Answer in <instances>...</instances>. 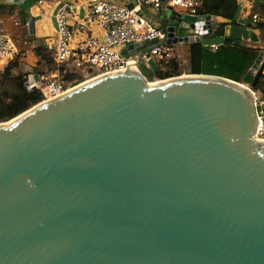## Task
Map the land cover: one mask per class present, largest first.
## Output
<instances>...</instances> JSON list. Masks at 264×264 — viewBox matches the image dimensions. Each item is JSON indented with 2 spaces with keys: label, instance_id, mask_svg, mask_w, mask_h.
<instances>
[{
  "label": "water",
  "instance_id": "obj_1",
  "mask_svg": "<svg viewBox=\"0 0 264 264\" xmlns=\"http://www.w3.org/2000/svg\"><path fill=\"white\" fill-rule=\"evenodd\" d=\"M161 1L167 44L259 41L245 18L223 24ZM154 43L122 48L148 57L137 67L0 122V264H264V141L239 86L258 85L264 52L241 82L150 81Z\"/></svg>",
  "mask_w": 264,
  "mask_h": 264
},
{
  "label": "built area",
  "instance_id": "obj_2",
  "mask_svg": "<svg viewBox=\"0 0 264 264\" xmlns=\"http://www.w3.org/2000/svg\"><path fill=\"white\" fill-rule=\"evenodd\" d=\"M86 2L88 12L81 19L72 18L75 15V9L66 1H61L56 7L53 17L57 41L52 58L56 75L51 76L49 69L44 68L45 76L35 83V88L41 92L42 101L57 97L72 87L71 81H63L62 74H59L61 67H64L62 72L68 69L73 70L87 80L125 70L130 65L137 67L141 59L144 61L148 59L145 54L137 59L133 55L122 56L120 51L129 44L156 40L149 50V58L154 60L169 57L173 52V46L180 44H167L165 42L167 31L160 26L152 25L139 12L144 6L159 9L162 5L161 0H133L132 8L107 0H87ZM165 3L178 11L200 15L197 10L202 0H166ZM240 13H242L239 14L241 18L247 16L244 12ZM253 18L255 19L256 15ZM89 25H96L100 29V41L93 38L72 46L73 28L85 30ZM17 51L16 40L8 34L0 33V71L15 57ZM262 74H264V66ZM260 81L256 87L248 84L244 86L252 97L255 111L259 116L255 128V139L264 141V85H260Z\"/></svg>",
  "mask_w": 264,
  "mask_h": 264
},
{
  "label": "trees",
  "instance_id": "obj_3",
  "mask_svg": "<svg viewBox=\"0 0 264 264\" xmlns=\"http://www.w3.org/2000/svg\"><path fill=\"white\" fill-rule=\"evenodd\" d=\"M251 1L250 12L245 16L246 26L253 31H258L259 35L264 34V0ZM197 11L199 14H209L216 17L223 24L234 23L239 17L241 4L238 0H202ZM19 14L22 23H24L27 20L24 7L20 8ZM254 15H256L255 19L253 18ZM183 44L186 45L184 62L176 57L175 47L177 45L173 46V52L169 57L155 60V69L149 79L150 81L183 73H201L241 82L260 52L258 47L238 38L219 44L215 48L203 45L201 42ZM38 53L39 49L35 56L38 57ZM37 59L32 68L38 72V75H41L44 73V66L49 67L52 63V58L45 60V55L42 53L41 57ZM23 62L24 60L15 57L0 71V122L12 119L42 101L39 89L30 90L27 88L26 81L29 76L27 71L12 74V69L18 68L21 66L19 63L23 64ZM63 70L64 67H61L59 74H62L63 81H71V86L84 80L78 72L69 71V69L62 72ZM261 84L264 85V74L261 76Z\"/></svg>",
  "mask_w": 264,
  "mask_h": 264
},
{
  "label": "crops",
  "instance_id": "obj_4",
  "mask_svg": "<svg viewBox=\"0 0 264 264\" xmlns=\"http://www.w3.org/2000/svg\"><path fill=\"white\" fill-rule=\"evenodd\" d=\"M61 1H66L73 6L75 9V15L73 17L71 16L73 19H81L82 16L88 12V4L86 2L87 0H0V33L8 34L16 40L18 51L15 57H17L19 60H24L23 64L19 63V65H21L22 70L27 71L29 75L38 74V72H36L32 66L36 60H38L37 58L41 57L42 53L45 55V60L53 58L57 41V32L53 14L57 5ZM107 1L120 5L128 4L127 0ZM238 1L241 4L240 12H244L246 15H248L251 9L252 1ZM21 7H24L27 14V20L24 23H22V19L19 14ZM139 12L152 25H161L159 20V9H155L151 6H144ZM241 14L242 13H240V15ZM30 18H34L33 30L31 34L29 33L28 29V22ZM254 32H256V34L259 36L258 43L261 45L256 47L262 49L261 47L263 46L264 48V34L259 35V32L255 30ZM93 38H96L97 41H100L101 38L100 29L96 25H89L85 30L73 28V40L71 45L75 46L80 42L84 43L88 40H92ZM38 49L39 53L37 57L35 56V53L38 52ZM15 57H13V59ZM44 68L49 69V74L51 76L56 75L53 62L49 67L45 65ZM39 76L42 78L45 76V74H41Z\"/></svg>",
  "mask_w": 264,
  "mask_h": 264
},
{
  "label": "rangeland",
  "instance_id": "obj_5",
  "mask_svg": "<svg viewBox=\"0 0 264 264\" xmlns=\"http://www.w3.org/2000/svg\"><path fill=\"white\" fill-rule=\"evenodd\" d=\"M214 18V20H218L216 17H213ZM219 21V20H218ZM247 42H251V41H248L247 40ZM249 44H251V45H254V46H259L260 44L258 43V42H251V43H249ZM263 45V44H262ZM261 46V45H260ZM262 49H260V50H264V48H263V46L261 47ZM175 54L177 55L176 57L178 58V59H180L182 62H184V59H183V57H184V55H185V50H186V45L185 44H183V43H180V44H178L176 47H175ZM18 73H23V70H22V67L21 66H19L18 68H14V69H12V74L13 75H15V74H18ZM184 74V73H183ZM186 74H188V73H186ZM86 79H84L83 81H85ZM153 81H156V80H153Z\"/></svg>",
  "mask_w": 264,
  "mask_h": 264
},
{
  "label": "bare ground",
  "instance_id": "obj_6",
  "mask_svg": "<svg viewBox=\"0 0 264 264\" xmlns=\"http://www.w3.org/2000/svg\"><path fill=\"white\" fill-rule=\"evenodd\" d=\"M239 86H240L241 88H243L244 85L239 84ZM244 88H245V86H244ZM246 90H247V89H246ZM259 141H260V140H259ZM262 142H263V141H262Z\"/></svg>",
  "mask_w": 264,
  "mask_h": 264
}]
</instances>
